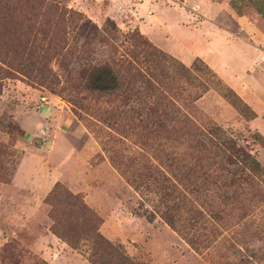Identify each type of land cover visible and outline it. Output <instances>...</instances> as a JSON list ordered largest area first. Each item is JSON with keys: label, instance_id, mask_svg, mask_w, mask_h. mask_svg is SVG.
Returning a JSON list of instances; mask_svg holds the SVG:
<instances>
[{"label": "rangeland", "instance_id": "374dc122", "mask_svg": "<svg viewBox=\"0 0 264 264\" xmlns=\"http://www.w3.org/2000/svg\"><path fill=\"white\" fill-rule=\"evenodd\" d=\"M53 1L90 23H0V56L12 65L0 63L9 72L0 80V145L13 154L6 181L0 182V264L1 259L2 264H90L49 231L51 208L45 197L56 182L82 197L100 219L98 232L135 262L264 264V176L256 187L232 197L204 190L206 182L198 193L182 191L177 230L171 229L154 213L157 196L151 184L145 190L144 177L158 176L156 170L168 175L173 157L181 159L174 166L182 171L189 151L179 135L143 130L118 96L102 90L111 85V61L129 47L121 35L136 29L175 61L168 69L170 102L199 125L219 127L254 157L264 175V108L257 114L204 61L190 56L203 54L217 72H234L243 81L244 69L256 61L246 71L264 100V16L246 1L239 4L238 14L230 0H211L221 10L206 21L244 41L226 43L214 38L218 33L209 23L193 26L203 18L192 6H206L207 0ZM205 12L212 16L214 9ZM107 23L116 30L105 40H84L83 33ZM236 23H246L262 40ZM18 42L23 52H12L9 47ZM177 58L191 61L185 65ZM224 87L248 109L232 106L223 97ZM202 156L205 167L210 160Z\"/></svg>", "mask_w": 264, "mask_h": 264}, {"label": "trees", "instance_id": "16d2710c", "mask_svg": "<svg viewBox=\"0 0 264 264\" xmlns=\"http://www.w3.org/2000/svg\"><path fill=\"white\" fill-rule=\"evenodd\" d=\"M244 1L264 16V0H230L229 6L238 13L239 4ZM0 23L87 25L90 22L80 13L53 0H0ZM115 30L112 23H107L100 30L94 27L83 33V37L90 44L96 36L105 40L104 37L110 36ZM121 37L129 47L124 49L117 61H111L112 65L107 69L111 85L102 89L103 93L118 96L127 112L137 117L143 130L156 136L179 135L178 138L183 140L189 151L188 165L184 166L182 171L174 166L180 163L181 159L173 157V161H169L173 163L170 164L168 175L156 170L158 176L147 173L144 177L145 190L148 189V184H151L157 196V204L152 206L154 213L176 231L175 216L182 208V191L186 190L189 194L198 193L200 185L206 182L204 190L211 189L221 197H232L241 190L256 187L264 175L253 156L237 146L234 139L219 127L212 124L204 127L199 125L170 102L168 69L175 61L143 40L136 29ZM16 46L19 48H15ZM9 48L12 52H15V49L23 52V45L19 42ZM0 63L9 68L12 66L1 56ZM195 63L190 66L192 70L195 69ZM184 71L190 79L195 80L189 69L184 68ZM4 75H9V72L0 67V80ZM223 97L235 108L242 106L248 109L227 87H224ZM12 155L11 151L0 145V182L6 181V164ZM202 155H206V159L210 160L205 167L200 163L203 160ZM186 184L190 187H185ZM133 188L137 191L139 185L136 184ZM45 203L51 208L48 214L51 220L49 231L69 248L80 251L88 263L141 264L130 259L119 244L111 243L98 232L100 219L86 206L80 195L72 194L56 182L45 197ZM186 242L196 250L194 242L190 239H186ZM16 255L19 253L16 252Z\"/></svg>", "mask_w": 264, "mask_h": 264}, {"label": "crops", "instance_id": "0c3cea01", "mask_svg": "<svg viewBox=\"0 0 264 264\" xmlns=\"http://www.w3.org/2000/svg\"><path fill=\"white\" fill-rule=\"evenodd\" d=\"M153 3H156V2L154 1ZM205 3H206V6H203V7H201V5H193L192 6V8H195L198 10L199 14L203 18V21H201L199 23H195L193 26L198 27L197 26L198 24L207 22L210 24L209 26H212L211 28L214 29L218 33V35L213 34L215 36L214 37L215 39H222V40L225 39L226 43H228V41H235V42L242 41V42H244L243 40L240 39V36H238L237 34H235L232 31H229L227 28H223L216 23H211V22L206 21L209 19L213 20L215 18V16L217 15V13L221 9L216 3L212 2L211 0H207V1H205ZM212 8L214 9V14L212 16H210L205 11L207 9L209 10ZM151 17L153 18V16H151ZM236 24H237V26L242 27L243 30H245L246 32H248L250 34L254 32L251 27H248L246 25V23H236ZM180 25L183 27H188L190 24L189 23H180ZM162 26H164V25L162 24ZM136 27L138 28L137 25H136ZM251 35H253L254 38L258 39L259 41L262 40V35L258 34L256 31L254 34H251ZM245 43H247V42H245ZM248 44L251 45V47L253 49H255L252 46V44H250V43H248ZM210 52H211V54L213 53V56H215L216 58L219 57L218 51H216L215 49L214 50L210 49ZM202 55L203 54H201V56L199 54H195V53L190 54L191 59L193 57H198L202 61H204L205 64L211 70H213V72H215L238 96H240L244 100L245 103L248 104V106H250L257 114H259V112H258L259 108H264V100H260L261 97L263 98V91H261V89H259V86L257 85V83L255 81V78H249L250 74H248L246 71L248 69L249 65H251V67L249 69L253 70L254 66L256 64V61L253 63L251 61L250 64L248 65V67L244 69L246 81H243V80L238 79L237 75L234 72L228 73L225 71V69H220L217 72L216 68L213 65H211L209 63V61H207L205 59V57ZM263 56L261 57V59L263 58ZM191 59L189 60V62H183L181 59L180 60L178 59V60L181 61L183 64L188 65L190 63ZM255 100H258V102H255Z\"/></svg>", "mask_w": 264, "mask_h": 264}]
</instances>
